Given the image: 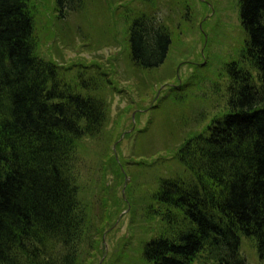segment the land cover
I'll return each mask as SVG.
<instances>
[{"label": "trees", "instance_id": "obj_1", "mask_svg": "<svg viewBox=\"0 0 264 264\" xmlns=\"http://www.w3.org/2000/svg\"><path fill=\"white\" fill-rule=\"evenodd\" d=\"M83 2L54 0L53 11L64 18ZM237 2L244 43L225 64L227 110L175 149L178 171L158 178L146 206L157 229L141 264H247L241 236L264 264V0ZM34 9L0 0V264H77L105 216L79 197L83 165L71 156L78 139L101 132L107 106L95 72L70 79L38 54ZM170 44L157 14L130 17L134 66L159 67Z\"/></svg>", "mask_w": 264, "mask_h": 264}, {"label": "rangeland", "instance_id": "obj_2", "mask_svg": "<svg viewBox=\"0 0 264 264\" xmlns=\"http://www.w3.org/2000/svg\"><path fill=\"white\" fill-rule=\"evenodd\" d=\"M33 1L38 54L70 79L95 72L107 106L101 132L78 139L71 156L83 165L79 197L99 216L100 202L105 216L101 231L82 240L77 264H141V245L157 229L146 206L158 178L178 171L175 149L227 110L225 64L241 58L244 43L238 2L84 0L61 18L54 0ZM139 11L157 14L170 33L157 68L129 59L127 26ZM239 249L247 264H263L252 238L241 236Z\"/></svg>", "mask_w": 264, "mask_h": 264}]
</instances>
